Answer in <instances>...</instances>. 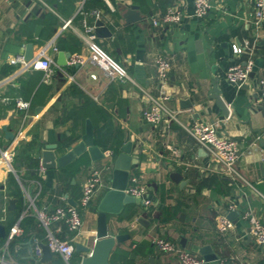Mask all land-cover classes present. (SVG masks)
<instances>
[{"label": "crops", "instance_id": "crops-1", "mask_svg": "<svg viewBox=\"0 0 264 264\" xmlns=\"http://www.w3.org/2000/svg\"><path fill=\"white\" fill-rule=\"evenodd\" d=\"M132 4L138 6L142 18L128 22L124 13ZM193 6L194 0H0V146L15 143L18 174L0 160V223L6 226L7 235L15 223L22 228L7 247V235L0 240V257L7 260L5 264H36L34 259L40 264H55L56 259L63 260L52 251L48 260L35 256L36 241H47L42 224L44 238L25 239L28 233L22 218L34 214L33 207L28 209L25 189L35 197L36 206L47 211L67 204L66 194L78 201L93 168L108 167L113 155L94 164L82 163L77 171L72 165L82 158L54 169H35L29 160L39 158L47 143H57L58 154L64 153L81 139L88 119L94 124L95 143L105 153L111 150L117 154L129 135L134 156L139 159L131 175L141 173L140 182L148 185L151 198L149 204L144 203V197L142 202L126 204L120 214L111 216V233L130 234L111 253L112 264H181L176 253L156 251L152 235L181 246L185 237V247L200 257L204 256L199 248L211 245L218 259L206 264H221L219 259L231 256L246 264H261L264 244L249 234L250 223L242 214L251 209L264 223V146L260 142L264 139V104L257 84V77L264 75V25L255 39L251 21L255 0H212L204 18L185 17L179 24L152 22L170 7L189 14ZM94 10L101 11L99 17ZM98 18L111 34H97V41L127 68L130 80L112 79L89 59L84 35L87 25L96 29ZM247 40L253 49L255 70L247 83L238 86L228 81L227 71L234 63L246 62L249 54L236 55L232 48L245 45ZM29 42L33 43L34 57L44 50L53 59L54 73L48 80L43 69H24L21 62L12 61L24 55ZM67 52L71 53L68 59ZM76 55L84 60L72 63ZM157 56L172 62L166 86L168 106L178 111L183 123L217 122L221 135L235 139L240 148L237 167L244 179L236 180L220 171L180 121L153 125L143 118L150 95L159 92ZM63 59L67 64H61ZM217 76L222 96L232 107L230 117H225L209 96L212 78ZM20 98L30 101L27 115L16 105ZM4 125L14 133L13 139L7 138ZM21 129L26 133L23 140L16 139ZM82 157L86 159L88 154ZM104 171L103 184L89 207L78 206L81 229L76 233L65 223L51 224L54 230L61 227L62 237H74L75 245L93 244L95 207L109 185ZM173 171L181 173L184 183L170 177ZM11 173L17 180L27 175L29 183L18 180L19 188L10 191ZM38 181L39 187L35 184ZM10 199H15L11 207ZM166 206L171 207L169 220ZM232 211L236 213L234 227L219 231L218 215L229 216ZM88 252L76 250L73 263L78 264Z\"/></svg>", "mask_w": 264, "mask_h": 264}, {"label": "built area", "instance_id": "built-area-1", "mask_svg": "<svg viewBox=\"0 0 264 264\" xmlns=\"http://www.w3.org/2000/svg\"><path fill=\"white\" fill-rule=\"evenodd\" d=\"M212 8V0H194L193 11L189 14H185L178 7H170L162 15L154 16L152 22L154 25H162L167 23L179 24L185 17H197L204 18ZM97 17L100 16L101 11H92ZM252 24L254 26L255 39L260 37V29L264 25V0H255L254 11L252 14ZM85 41L90 50L89 59L101 67V69L112 79H119L122 81L130 80L131 76L127 68L118 60H116L101 44L97 41V34L93 25L86 26V33L84 35ZM250 43L247 40L245 45H234L233 52L236 55L242 53L249 54L245 63H234L227 71V79L229 82L242 86L248 82L251 77V73L255 70V61L253 57V49L250 48ZM83 57L76 55L72 58V63L82 62ZM13 62H21L24 69H43L45 72V79L54 73L53 59L45 54L43 50L39 56L33 57L30 60H25L23 56H16ZM155 68L159 83V92L156 95H150V103L143 110V118L153 124L158 125L162 123H170L172 120H179L178 111L171 109L168 104L169 93L166 86L169 81L170 72L172 70V62L163 56H157L155 58ZM257 84L261 94V100L264 104V75L257 77ZM16 105L20 109H24L26 115L30 110V101L17 99ZM181 122V121H180ZM184 128L195 138V140L207 151L212 162L218 165L220 171L230 175L236 180L244 179L237 167V161L240 157V148L238 142L228 136H223L218 132L217 122H203L196 121L191 123L181 122ZM26 136L25 130L21 129L16 139H22ZM113 151L109 150L106 155L111 156ZM17 155L15 149V143L11 142L6 146H0V160L7 166V168L14 172L17 171L14 165V160ZM107 167V166H106ZM40 168L43 169V167ZM104 167L99 169L94 167L86 181L84 182L81 190V195L78 200V205L72 204L58 205L53 210L47 211L40 209L35 204V197L25 189L26 195L29 199L28 209L33 207V213L38 217L41 224L47 229V241L46 244L52 252L61 255L62 264H74L72 259L76 251L75 244L73 242L74 237L64 238L59 232L61 227H57L55 230L51 228V224L54 221L65 223L67 228L72 232H78L83 224L82 215L79 212L78 206L89 207L91 204L96 190L102 185ZM20 183H23L18 177ZM39 185V181L35 183ZM23 185V184H22ZM127 192L132 195L144 197V203L149 204L151 198L149 197V187L147 184L140 182L139 175H131L130 183L127 187ZM264 199V195H263ZM27 209V210H28ZM242 216L250 223L249 234L260 244H264V223H262L256 214L251 209L244 210ZM235 223L232 218L227 214H219L217 219V227L221 232H226L234 227ZM22 228L19 223H15L9 229L6 247L9 242L18 234H20ZM151 241L161 250L174 252L177 254L181 264H206L207 260L204 257L197 256L192 250L181 246L175 241H171L160 236H151ZM4 247V250L6 249ZM35 256L41 258L43 255L42 243L36 241L35 244ZM1 264L8 263L4 256L0 257ZM221 264H246L244 260L237 256H231L230 258L219 259Z\"/></svg>", "mask_w": 264, "mask_h": 264}, {"label": "water", "instance_id": "water-1", "mask_svg": "<svg viewBox=\"0 0 264 264\" xmlns=\"http://www.w3.org/2000/svg\"><path fill=\"white\" fill-rule=\"evenodd\" d=\"M138 6L135 4L130 5L127 11L124 13V17L128 22L138 21L142 18L140 12L137 10ZM95 32L98 35H110L111 31L104 24L103 20L98 18L96 20ZM24 59L30 60L34 57L33 43L29 42L26 45L24 53ZM71 56L70 52L66 53L67 59ZM67 59H63L61 64H67ZM251 73V75H253ZM209 96L215 99L221 112L225 117H230L231 106L225 101L222 96V89L220 87V78L213 77L211 82V89ZM7 138L13 139L14 133L8 129L5 125L2 127ZM220 134V133H219ZM264 146V139L260 140ZM57 143H47L42 149V154L38 158L41 167L44 169H54L57 167H66L73 161L81 158L83 155L88 154L85 165L88 161L94 164L96 161L104 160L107 156L105 151L95 143L94 139V124L88 119L86 123V129L81 139L72 145L67 147L64 153H59L56 150ZM134 142L130 139L129 135L126 136V141L121 146L120 151L117 154H112L113 159L111 164L104 169L107 172L108 187L99 199L95 211L97 213V228L94 236V241L91 247L87 245L76 243L75 247L77 251L88 252L84 255L78 264H112L110 262V256L118 243L130 238L129 233H111L110 221L112 215H118L122 212L126 204L133 202H142L141 196L132 195L127 192V187L130 183L131 168L134 164L139 162V159L134 156ZM108 164V163H107ZM95 166V165H94ZM261 173L264 176V163L261 167ZM170 177L179 183H184L181 173L173 171L170 173ZM68 203L74 206L78 205V201L69 197L66 194ZM15 203V199H10V207ZM236 213L232 211L229 214L230 218H234ZM7 235L6 226L0 223V240ZM186 238H181V243L185 247ZM43 256L41 260H48L52 257V252L47 244L43 243ZM91 249V250H90ZM156 251L159 250L155 247ZM199 251L204 256L205 260L213 261L218 259V255L214 253L212 246L209 244L202 245Z\"/></svg>", "mask_w": 264, "mask_h": 264}, {"label": "trees", "instance_id": "trees-1", "mask_svg": "<svg viewBox=\"0 0 264 264\" xmlns=\"http://www.w3.org/2000/svg\"><path fill=\"white\" fill-rule=\"evenodd\" d=\"M82 159L79 160V162L75 163L72 165V169L73 171H77L80 169V165L82 163H85L86 160L85 158L81 157ZM29 164H31L30 166H33V168L38 169L40 166L39 163V159L38 158H34L31 157V159L29 160ZM137 175H140L141 173L136 172ZM35 176V175H34ZM29 177L27 175H22V182L28 184L29 181H27ZM9 185H10V191H14L16 189L19 188V182L16 179V177L11 173L10 174V178H9ZM9 191V192H10ZM164 193V191H163ZM20 209V206L17 208ZM165 213L167 215V219H171V207L170 206H166L165 208ZM25 229V231L28 233V235L25 237V239H32L35 240V238L38 239H42L44 238L45 235V230L43 229V227L41 226V223L37 220L36 215L34 214H30L28 216H25L22 218V223H21ZM36 261V264H40L39 261H37L36 259L33 260V262ZM63 260L61 259H56L55 264H62ZM261 264H264V259L261 261Z\"/></svg>", "mask_w": 264, "mask_h": 264}]
</instances>
